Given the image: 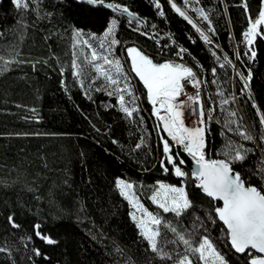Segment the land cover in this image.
Here are the masks:
<instances>
[{
  "label": "trees",
  "instance_id": "obj_1",
  "mask_svg": "<svg viewBox=\"0 0 264 264\" xmlns=\"http://www.w3.org/2000/svg\"><path fill=\"white\" fill-rule=\"evenodd\" d=\"M39 2L41 18L37 19L33 11L18 13L11 0H0V29L5 31V35L0 36V54L6 55L9 45L14 44L21 53L20 59L40 61L35 71L31 64L24 63L0 72V246L7 242L12 247L15 264H115V260L127 256L142 258L144 245L136 241L127 217L129 208L114 188V179L122 176L135 182V190L147 206H150L148 197L157 179L180 182L181 178L172 172L165 173L160 164L163 158L160 135L166 136V133H156L158 128L155 117L150 115L151 105L146 94L139 91L142 84H137L135 79L131 82L138 89L136 95L145 116L144 123L140 122L139 115L133 123L118 109L106 107L102 102L113 98L93 92V100H89L81 94L82 89L73 84L70 76V25L75 22L99 31L103 21L112 15L111 10L99 6L89 11L88 5L77 7L70 0ZM115 2L129 5L146 18V30L171 34L158 35L160 44H157L152 38L135 31V26L129 28L126 19L120 17V37L123 40L153 54L158 53L165 41L169 43L174 38L177 44L189 49L183 61L197 71L201 81L207 78V84L202 83L206 113L210 106L216 108L213 113L215 121H208L206 131L208 158H221L218 153L228 137L240 139L228 132L221 122L227 113L220 112V96L216 89L220 87L228 95L235 96V100L225 107L236 110L242 117L241 125L256 137L253 141H244L254 150L244 171L258 181L254 166L264 164V141L259 140L264 134L259 121L260 112H264V26L262 34L252 45L257 52L254 59L243 55L249 48L242 44V33L247 28L248 13L253 18L258 15L261 0H246L247 12L243 7L245 0H199L206 10H211L216 25L218 34L212 35L214 44L211 46L200 40L165 0L162 3L166 18L158 15L153 0ZM177 3L182 5V0ZM45 13L51 15L45 16ZM189 14L199 20L194 12ZM18 17L27 21L26 27L18 23ZM201 25L207 29L206 22L201 21ZM231 41L236 50H233ZM217 45L218 54L223 57L226 53L237 69L245 73L251 69L248 89L240 91L243 82L230 64L224 68L218 66L212 55ZM169 50L170 54L175 53V45L172 44ZM237 53L241 59H237ZM117 54L122 58L125 56L122 49ZM45 59L48 64L43 63ZM197 62L203 68H198ZM213 66L217 67L215 77L210 70ZM60 67L65 68L68 92L60 83ZM205 87L210 91L211 99L207 97ZM141 137L145 142L136 149L135 144ZM175 147L173 143L176 154ZM181 167L189 173L188 189L194 197L196 209L207 210V200L192 183L190 171ZM38 171L41 172L38 183L44 199L34 198L33 193L25 189V182L31 183ZM49 188L53 189L54 196L48 195ZM12 213H15L20 228H12L7 221V216ZM37 223L40 231L50 235L55 243H46L36 236L34 225ZM214 235L218 237L219 233ZM27 236L32 237L31 241L20 239ZM113 241L124 249L123 256L112 252ZM35 247L46 256H34L32 249ZM172 247L168 245L166 250ZM222 247L227 251L226 246ZM0 264H11L4 252H0Z\"/></svg>",
  "mask_w": 264,
  "mask_h": 264
},
{
  "label": "snow or ice",
  "instance_id": "obj_2",
  "mask_svg": "<svg viewBox=\"0 0 264 264\" xmlns=\"http://www.w3.org/2000/svg\"><path fill=\"white\" fill-rule=\"evenodd\" d=\"M11 3L18 13L33 11L37 19L41 18L39 0H11ZM70 3H76L77 7L86 4L89 6V11L94 7L104 6L112 13L103 21L99 31L82 27L75 22L70 25L72 29L70 76L73 78V84L78 85L82 89L81 94L89 100H93L91 95L93 92H100L107 98H113L111 101L102 102L106 107L118 109L133 123L136 122L137 115L140 122L144 123L145 116L136 95L138 89L131 81L135 79L137 84H142L139 91L142 95L146 94L147 102L151 105L150 115L155 117L158 134L166 133V136L160 135L163 156L160 161L161 167L165 173L172 172L175 177L181 178L178 183H169L162 179L155 181L148 197L155 210L141 200L135 190V182L122 176L114 179V188L129 208L127 217L133 226L136 241L144 245L142 258L127 256L123 260H115V264H264V164L254 166L255 176L259 177L258 181L244 171L254 151L244 141H253L256 137L249 134L247 128L241 125L242 117L237 115L236 110L225 107L235 100V96L228 95L220 87L216 89L220 96V112L227 113L221 122L228 132L240 139L228 137L218 153L221 158H208L205 151L206 131L208 121L213 118L216 108L210 106L206 113L200 88L202 83L207 84V78L201 81L197 71L182 62L189 49L177 44L173 38L171 42L175 45L177 59H154L153 55L146 53L139 45L129 44L120 37V17L126 19L129 28L135 26V31L152 38L157 44H160L158 35L171 34L146 30L144 28L146 18L141 17L129 5L115 0L112 2L70 0ZM168 4L199 33L203 42L209 46L214 44L211 37L218 33L211 18V10H206L199 0H182V5L178 4L177 0H168ZM153 6L160 17L166 18L162 0H153ZM243 7L247 12L246 0ZM190 11L194 12L199 20L194 19L189 14ZM44 15L50 16L51 13ZM201 21L206 22L207 29L201 25ZM18 23L23 27L27 26V21L20 17ZM262 26H264V0H261V7L255 18L250 12L248 13L247 28L242 33L249 47V51L243 55L248 59H254L257 55L256 50L251 46L262 34ZM152 29H156L155 24L152 25ZM4 35V29H0V36ZM162 47H168L167 41ZM218 48L217 45L212 51L218 66L224 68L226 64H230L239 80L243 82L240 91L248 89L252 77L251 69L248 68L247 73L237 69L226 53L223 57L218 54ZM121 49L125 53L123 59L117 54ZM20 56L18 47L14 44L9 45L7 54H0V64H2L0 72L10 71L13 65L24 63L31 64L33 70H36V64L40 61L22 60ZM237 59H241L239 53ZM43 63L48 64V60L45 59ZM125 63L128 64L127 69ZM197 66L203 68L199 62ZM210 70L215 77L217 67L213 66ZM59 73L60 83L68 92L64 77L65 68L60 67ZM213 83L217 81L213 80ZM188 84L193 86L194 93L187 92ZM182 96L186 98L181 99ZM253 106H256L255 101ZM186 108L188 114L196 118V126L185 123ZM257 111L259 112V109ZM259 121L264 127V112H260ZM17 135H29V133H17ZM34 135L39 134L34 133ZM259 140L264 141V134L259 136ZM144 142V138L141 137L135 148L140 149ZM173 143L182 147L195 162L196 167L191 170V180L207 200V210L196 209L194 197L188 189L189 173L181 167L183 160L178 161L173 151ZM44 167H47L46 161ZM40 175L41 172L38 171L33 175L31 183L25 182V189L33 193L36 199L45 198L38 183ZM65 183L67 184V181ZM48 195L54 196L52 188H49ZM14 217L15 213L9 214L7 221L12 228H20ZM34 228L36 236L46 243H55L50 235L40 231L39 223L35 224ZM217 232L218 237L214 235ZM100 235H103V232ZM20 239L31 241L32 237ZM168 245L174 247L166 250ZM221 245L226 246L227 251H224ZM24 246L27 247V244ZM32 251L34 256H46L38 247L33 248ZM0 252H4L10 258L11 264H15L13 249L7 245V242L4 246H0ZM112 252L116 256L124 255V249L115 241ZM112 252L109 254L111 255Z\"/></svg>",
  "mask_w": 264,
  "mask_h": 264
},
{
  "label": "built area",
  "instance_id": "obj_3",
  "mask_svg": "<svg viewBox=\"0 0 264 264\" xmlns=\"http://www.w3.org/2000/svg\"><path fill=\"white\" fill-rule=\"evenodd\" d=\"M166 2H167V4H168V0H165ZM169 5V4H168ZM169 7H170V5H169ZM173 11V10H172ZM174 12V11H173ZM175 13V12H174ZM176 14V13H175ZM178 15V14H177ZM179 16V15H178ZM180 17V16H179ZM182 18V17H181ZM183 19V18H182ZM184 20V19H183ZM184 22L185 23H187V21H185L184 20ZM188 24V23H187ZM189 25V24H188ZM191 28H192V26L191 25H189ZM192 30L197 34V36H198V38L200 39V40H202L201 38H200V36H199V33H197L196 31H195V29H193L192 28ZM230 44H231V46H232V48H233V50H236V46H235V43L233 42V41H231L230 42ZM242 44H244V45H246V42L244 41V39H243V37H242ZM172 46V44L171 43H168V47H162V48H158V53H150V52H148V51H145L146 53H148V54H151V55H153V56H155L156 58H158V59H166V58H170V59H177V56L175 55V53H168V50L167 49H169L170 47ZM183 63H185V64H187V65H189L188 63H186V62H184V61H182ZM190 66V65H189ZM186 90H187V92L188 93H194V91H195V89L193 88V86L191 85V84H188L187 86H186ZM200 92H201V96H202V98H203V87H202V85H201V88H200ZM186 97H184V99H185ZM204 99V98H203ZM185 112H186V114H185V123L186 124H188L189 126H196V118L195 117H193V116H191V115H189L188 114V111H187V108H186V110H185ZM211 121L212 122H214L215 121V119L214 118H212L211 119ZM156 133L158 134L159 133V131H158V129L156 130Z\"/></svg>",
  "mask_w": 264,
  "mask_h": 264
},
{
  "label": "water",
  "instance_id": "obj_4",
  "mask_svg": "<svg viewBox=\"0 0 264 264\" xmlns=\"http://www.w3.org/2000/svg\"><path fill=\"white\" fill-rule=\"evenodd\" d=\"M205 93L207 97L211 99V93L206 87H205ZM175 149H176V154H177L178 159L183 160V163L181 165L187 168L191 173V170L196 167L195 162L192 160L190 156H188L186 152L183 151L182 147L176 146Z\"/></svg>",
  "mask_w": 264,
  "mask_h": 264
},
{
  "label": "rangeland",
  "instance_id": "obj_5",
  "mask_svg": "<svg viewBox=\"0 0 264 264\" xmlns=\"http://www.w3.org/2000/svg\"><path fill=\"white\" fill-rule=\"evenodd\" d=\"M251 47H252V46H251ZM248 48H249V47H248ZM121 58H122V57H121ZM122 59H123V58H122ZM124 66H125L126 69L128 68V64H127V63H125ZM181 99H184V96H182ZM150 207H151L153 210H155V206H152V205H151V201H150Z\"/></svg>",
  "mask_w": 264,
  "mask_h": 264
},
{
  "label": "bare ground",
  "instance_id": "obj_6",
  "mask_svg": "<svg viewBox=\"0 0 264 264\" xmlns=\"http://www.w3.org/2000/svg\"><path fill=\"white\" fill-rule=\"evenodd\" d=\"M169 43H171V42H169ZM172 44V43H171ZM236 46V45H235ZM168 50V53L170 52V50L169 49H167Z\"/></svg>",
  "mask_w": 264,
  "mask_h": 264
}]
</instances>
